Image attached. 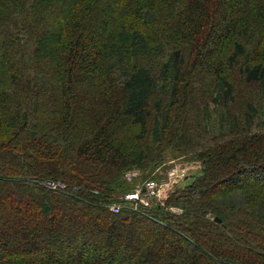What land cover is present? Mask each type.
Instances as JSON below:
<instances>
[{"label": "trees", "instance_id": "obj_1", "mask_svg": "<svg viewBox=\"0 0 264 264\" xmlns=\"http://www.w3.org/2000/svg\"><path fill=\"white\" fill-rule=\"evenodd\" d=\"M0 264H264V0H0Z\"/></svg>", "mask_w": 264, "mask_h": 264}, {"label": "built area", "instance_id": "obj_2", "mask_svg": "<svg viewBox=\"0 0 264 264\" xmlns=\"http://www.w3.org/2000/svg\"><path fill=\"white\" fill-rule=\"evenodd\" d=\"M187 164L192 165L183 166L182 164H178L179 166H174L175 168L173 170H169L167 175L160 180L147 179L139 184H137V182L135 191L131 193L129 192L121 198L130 202L128 203L123 201L122 203H115L111 206V209L114 211H120L124 203H128L131 209L138 211L142 209L141 205L150 207L155 203H162L173 186L178 185L182 179L188 177V175L191 174L193 168L196 167L193 163ZM129 175L130 174L128 172L125 176L129 179H132V177ZM45 186L51 189H63L65 184L59 181L49 180L45 183Z\"/></svg>", "mask_w": 264, "mask_h": 264}, {"label": "rangeland", "instance_id": "obj_3", "mask_svg": "<svg viewBox=\"0 0 264 264\" xmlns=\"http://www.w3.org/2000/svg\"><path fill=\"white\" fill-rule=\"evenodd\" d=\"M231 78L233 79V80H236V78H237V76H235L232 72H231ZM168 161H169V159H168ZM187 163H193V164H195V168H193V170L192 171H194V172H192V173H196V172H199V170L198 171H196L197 169H200V167H201V162L199 161V160H193V161H186V159H182L181 157H177V158H175V159H171L169 162H168V168H164V170L163 169H159L158 170V173L159 174H161V178L160 179H162V178H164L166 175H167V172L169 171V170H173L175 167L174 166H179L178 164H182L183 166H188V165H192V164H187ZM129 172V176L130 177H132V179H129V178H127L126 176H125V178H126V180L128 181V182H131V183H134L136 180H139L140 178H141V175L143 174V173H147V171H144L143 172V170L141 171V170H139V169H137V168H133V169H129V170H127V172L126 173H128ZM189 176V175H188ZM189 178H191V176H189ZM160 179H156V180H160ZM145 180V179H144ZM143 182V180H141V181H139L137 184H139V183H142ZM62 183V182H61ZM136 184H135V188H136ZM135 191V189L133 190V191H131V192H134ZM130 192V193H131ZM141 208V207H140ZM112 210V209H111ZM112 211H114V210H112ZM140 211V213H143L144 214V211L145 210H143V209H140L139 210ZM114 212H119V211H114ZM145 214H146V211H145ZM148 216H150L151 218H154L153 216H151L150 214H147Z\"/></svg>", "mask_w": 264, "mask_h": 264}, {"label": "water", "instance_id": "obj_4", "mask_svg": "<svg viewBox=\"0 0 264 264\" xmlns=\"http://www.w3.org/2000/svg\"><path fill=\"white\" fill-rule=\"evenodd\" d=\"M217 220H219V219H217ZM220 221V220H219Z\"/></svg>", "mask_w": 264, "mask_h": 264}]
</instances>
